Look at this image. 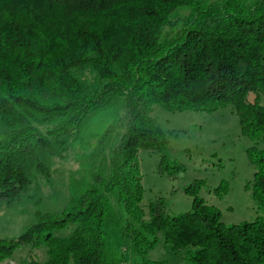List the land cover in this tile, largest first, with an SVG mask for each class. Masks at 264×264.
<instances>
[{"label":"trees","instance_id":"16d2710c","mask_svg":"<svg viewBox=\"0 0 264 264\" xmlns=\"http://www.w3.org/2000/svg\"><path fill=\"white\" fill-rule=\"evenodd\" d=\"M262 96L264 0H0V200L69 154L77 165L61 214L36 213L0 262L39 244L42 264H161L148 258L161 233L190 264H264L263 221L224 225L197 185L189 212L170 217L163 200L145 211L137 173L141 150L182 169L154 107H230L255 144L248 189L264 209Z\"/></svg>","mask_w":264,"mask_h":264},{"label":"rangeland","instance_id":"374dc122","mask_svg":"<svg viewBox=\"0 0 264 264\" xmlns=\"http://www.w3.org/2000/svg\"><path fill=\"white\" fill-rule=\"evenodd\" d=\"M179 9L171 19L187 15ZM259 103L264 106V96ZM152 117L169 133V155L182 169H159L160 159L145 150L138 152L137 173L142 187L140 205L146 211L149 203L165 202L166 214L176 217L190 211L193 190L208 205L215 207L226 226L264 222V209L252 199L248 186L253 180L254 168L249 163L248 151L255 146L239 127L230 107L215 112H169L154 107ZM0 123V140L5 135ZM258 148H260L258 146ZM163 167V166H162ZM77 169L73 155L58 162L48 179L35 177L12 200H0V247L18 239L36 222V213L61 214L70 198L68 179ZM228 187L225 195L215 190ZM69 230L55 233L62 237ZM157 245L148 252L151 261L161 264H190L174 255L164 244L161 233ZM47 259L45 245H24L0 264H42Z\"/></svg>","mask_w":264,"mask_h":264}]
</instances>
